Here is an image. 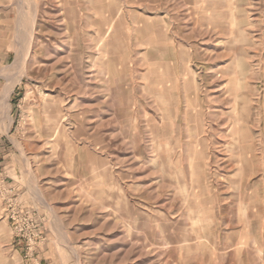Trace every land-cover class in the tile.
<instances>
[{
    "label": "rangeland",
    "instance_id": "374dc122",
    "mask_svg": "<svg viewBox=\"0 0 264 264\" xmlns=\"http://www.w3.org/2000/svg\"><path fill=\"white\" fill-rule=\"evenodd\" d=\"M3 99L0 264H264V0H0Z\"/></svg>",
    "mask_w": 264,
    "mask_h": 264
},
{
    "label": "crops",
    "instance_id": "0c3cea01",
    "mask_svg": "<svg viewBox=\"0 0 264 264\" xmlns=\"http://www.w3.org/2000/svg\"><path fill=\"white\" fill-rule=\"evenodd\" d=\"M206 12H208V13H206ZM198 13H199V16L197 17L198 21H196V26L197 25H198V27L205 26L206 28L209 29L210 28L209 23H212L211 21L215 19L213 16L216 13L215 9L212 8L211 6H209V8H205V6H203V7H200V10ZM28 260H31V259H28ZM33 264H38V262L35 261V262H33Z\"/></svg>",
    "mask_w": 264,
    "mask_h": 264
},
{
    "label": "bare ground",
    "instance_id": "6f19581e",
    "mask_svg": "<svg viewBox=\"0 0 264 264\" xmlns=\"http://www.w3.org/2000/svg\"><path fill=\"white\" fill-rule=\"evenodd\" d=\"M34 16H35V15H34ZM29 47H30V46H29ZM29 49H30V48H29ZM27 51H29V50H27ZM21 54H22V53H21ZM19 55H20V54H19ZM20 56H21V55H20ZM24 56H25V53H24ZM22 58H23V55H22ZM27 58H28V57H27ZM20 59H21V58H20ZM20 59H19V61H20ZM16 60H17V59H16ZM21 60H22V59H21ZM23 60H24V59H23ZM24 62H26V61H24ZM20 63H22V61H21ZM17 64H18V63H17ZM17 64H16V65H17ZM24 65H25V64H24ZM17 66H20V65H17ZM22 67H23V66H22ZM25 68H26V67H25ZM15 82H16V81H15ZM10 83H11V82H9V84H10ZM13 84H14V83H13ZM10 85H12V83H11ZM10 87H11V86H10ZM10 87H8V88H10ZM8 88H7V86H6V89H7V90H9ZM11 88H12V87H11ZM6 89H5V90H6ZM7 93H8V92H7ZM3 97H4V99L6 98V92H4V96H3ZM4 99H3V101H2V104H3V105H2V107L0 108V124H2V122H3L4 119H5V112H6V106H5V104H7V103L4 102V101H5Z\"/></svg>",
    "mask_w": 264,
    "mask_h": 264
}]
</instances>
